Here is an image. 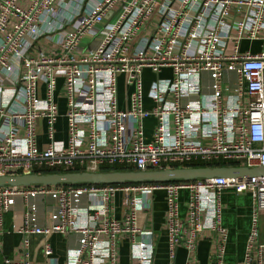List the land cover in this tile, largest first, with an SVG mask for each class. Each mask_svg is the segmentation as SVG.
I'll return each mask as SVG.
<instances>
[{
	"label": "built area",
	"instance_id": "built-area-1",
	"mask_svg": "<svg viewBox=\"0 0 264 264\" xmlns=\"http://www.w3.org/2000/svg\"><path fill=\"white\" fill-rule=\"evenodd\" d=\"M245 42L258 43L259 51H242ZM147 70L155 77L148 90ZM61 118L65 140L57 138ZM198 163L264 168V0H0V177ZM160 190L168 207L169 264L186 226L190 251L200 233L225 236L221 196L227 190L254 198L247 250L237 264H264V244L254 248L264 176L0 188V239L20 235L23 244L20 260L2 264H32L31 236L45 238L39 264H119L123 239L132 264H153L154 234L140 224V214L151 211L152 194ZM181 191L189 194L184 218ZM118 196L127 204L122 218L116 217ZM11 212L21 220L14 217L6 227ZM52 234L67 240L63 263L47 241ZM223 254L207 264H225Z\"/></svg>",
	"mask_w": 264,
	"mask_h": 264
},
{
	"label": "crops",
	"instance_id": "crops-1",
	"mask_svg": "<svg viewBox=\"0 0 264 264\" xmlns=\"http://www.w3.org/2000/svg\"><path fill=\"white\" fill-rule=\"evenodd\" d=\"M250 49L253 53H257L259 51V44L245 42L242 46V51H248ZM169 75V71L167 70L166 76ZM154 79L155 77L147 70L145 72L146 90L149 89ZM39 90L40 96H43L44 86L40 85ZM126 97L125 78L121 76L119 81V99L122 106H125ZM59 104L61 106L60 113L63 115L65 101L60 99ZM151 105V102L146 100V106L150 108ZM154 126L155 120L153 118L146 121L145 129L148 138L151 137ZM64 128L65 121L61 118L58 122L59 134L57 136L60 140H65ZM44 131V121L40 120L38 122V141L43 149L47 147ZM188 198L189 194L187 191L180 192L179 212L181 218L186 216ZM221 204L223 210L221 226L226 231L225 236L213 231L200 233L198 238L194 240L195 250L190 251L187 243L191 240L192 236L189 231L190 228L186 226L183 230L182 242L175 253V264H186L188 261L201 264L213 263L217 261L219 252L222 249L224 251L223 261L225 264H237L244 260L252 225L251 215L254 208L253 195L249 192L238 195L232 190H227L221 196ZM126 205L125 201L118 196L117 218L123 217ZM167 211L166 193L160 190L152 194L151 211L140 214V224L143 227H147L154 234L155 252L153 264H169L170 262L169 234L165 222ZM14 217L17 220H21V213H8L6 215V227H9L12 220L15 219ZM47 241L54 251V258L60 263H63L66 259L68 247L66 238L58 234H52L48 236ZM29 242L28 260L32 264L43 262L45 238L43 236H31L29 237ZM260 244H264V216L261 217L260 239L254 244L255 252H257ZM22 249L23 244L20 235L12 234L3 236L0 239V264L3 263L5 258L20 260L23 257ZM132 263L129 241L123 239L120 244L119 264Z\"/></svg>",
	"mask_w": 264,
	"mask_h": 264
},
{
	"label": "water",
	"instance_id": "water-1",
	"mask_svg": "<svg viewBox=\"0 0 264 264\" xmlns=\"http://www.w3.org/2000/svg\"><path fill=\"white\" fill-rule=\"evenodd\" d=\"M264 168L237 167H198L174 168L160 171H111V172H72L53 174H32L0 177V188L62 186V185H120L144 183H169L172 181H197L212 178H249L263 177Z\"/></svg>",
	"mask_w": 264,
	"mask_h": 264
},
{
	"label": "trees",
	"instance_id": "trees-1",
	"mask_svg": "<svg viewBox=\"0 0 264 264\" xmlns=\"http://www.w3.org/2000/svg\"><path fill=\"white\" fill-rule=\"evenodd\" d=\"M231 166H234V164L217 163V164L210 165V167H212V168H222V167H231ZM191 167L198 168V167H207V166L204 164L198 163V164L191 165ZM111 171H133V170L127 169L124 167H120V166H115L113 168L104 167L101 169V172H111ZM41 174H51V173L50 172H41ZM172 182H184V181H172ZM65 186H67V185H65Z\"/></svg>",
	"mask_w": 264,
	"mask_h": 264
},
{
	"label": "rangeland",
	"instance_id": "rangeland-1",
	"mask_svg": "<svg viewBox=\"0 0 264 264\" xmlns=\"http://www.w3.org/2000/svg\"><path fill=\"white\" fill-rule=\"evenodd\" d=\"M89 41H90V38H87V40L84 42V44L87 43V42H89ZM165 75H166V72H164V74L162 76L164 77ZM57 129H58V126H57ZM109 168H113V167H109ZM100 172H101V170H100Z\"/></svg>",
	"mask_w": 264,
	"mask_h": 264
}]
</instances>
